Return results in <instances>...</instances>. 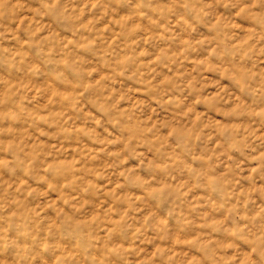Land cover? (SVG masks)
Here are the masks:
<instances>
[{
    "label": "clouds",
    "instance_id": "9594fccd",
    "mask_svg": "<svg viewBox=\"0 0 264 264\" xmlns=\"http://www.w3.org/2000/svg\"><path fill=\"white\" fill-rule=\"evenodd\" d=\"M0 264H264V0H0Z\"/></svg>",
    "mask_w": 264,
    "mask_h": 264
}]
</instances>
